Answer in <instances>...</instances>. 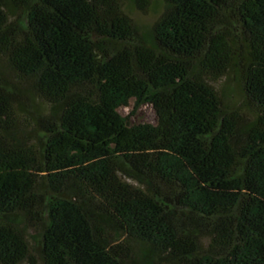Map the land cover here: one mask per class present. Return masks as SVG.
<instances>
[{"label": "trees", "instance_id": "trees-1", "mask_svg": "<svg viewBox=\"0 0 264 264\" xmlns=\"http://www.w3.org/2000/svg\"><path fill=\"white\" fill-rule=\"evenodd\" d=\"M159 2L141 36L121 0H0V264L27 229L42 264H264V0Z\"/></svg>", "mask_w": 264, "mask_h": 264}, {"label": "rangeland", "instance_id": "rangeland-1", "mask_svg": "<svg viewBox=\"0 0 264 264\" xmlns=\"http://www.w3.org/2000/svg\"><path fill=\"white\" fill-rule=\"evenodd\" d=\"M121 6L124 13L131 18L133 24L137 30L138 35H144L158 19L162 13L163 8L160 5L159 0H149V5L144 11L139 10V3L137 0H121ZM16 17H21V14L16 13ZM3 78L16 86L21 92H23L25 98V111L20 113V121L29 123L30 125L35 122L38 115L42 114L44 107L38 101V99L31 95V93H25V86L18 85L13 75L8 69L3 68L1 70ZM218 92L222 99L224 108L231 113H236L243 122L247 123L254 119V114L247 108L244 101V95L240 85L239 78L234 70L229 69L223 78L211 83ZM119 113L128 119L129 125L138 124H156L157 118L152 107L145 105L134 111V103L131 101L129 106L121 108ZM36 231L27 229L26 235L30 245V253L27 261L21 264H42L40 259L39 250L36 243ZM140 256V250L136 249L135 257Z\"/></svg>", "mask_w": 264, "mask_h": 264}]
</instances>
